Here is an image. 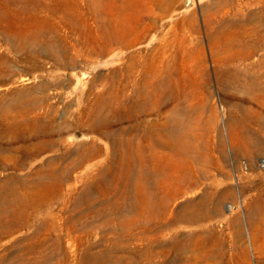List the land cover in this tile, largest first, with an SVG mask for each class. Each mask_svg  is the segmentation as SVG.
<instances>
[{
	"label": "rangeland",
	"instance_id": "374dc122",
	"mask_svg": "<svg viewBox=\"0 0 264 264\" xmlns=\"http://www.w3.org/2000/svg\"><path fill=\"white\" fill-rule=\"evenodd\" d=\"M0 264H264V0H0Z\"/></svg>",
	"mask_w": 264,
	"mask_h": 264
}]
</instances>
